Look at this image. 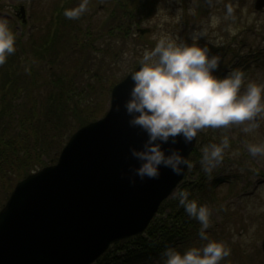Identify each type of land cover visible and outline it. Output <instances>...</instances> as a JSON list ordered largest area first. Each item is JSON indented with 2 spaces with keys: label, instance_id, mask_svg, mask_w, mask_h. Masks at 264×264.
<instances>
[{
  "label": "water",
  "instance_id": "1",
  "mask_svg": "<svg viewBox=\"0 0 264 264\" xmlns=\"http://www.w3.org/2000/svg\"><path fill=\"white\" fill-rule=\"evenodd\" d=\"M132 83L129 74L113 87L105 116L77 130L55 165L16 184L0 211V264H91L111 243L143 232L183 178L162 167L159 179L128 182L138 166L130 146L146 139L123 107ZM194 142L162 147L188 159Z\"/></svg>",
  "mask_w": 264,
  "mask_h": 264
},
{
  "label": "trees",
  "instance_id": "2",
  "mask_svg": "<svg viewBox=\"0 0 264 264\" xmlns=\"http://www.w3.org/2000/svg\"><path fill=\"white\" fill-rule=\"evenodd\" d=\"M149 1L117 0L107 21L89 31L81 27L84 15L78 21L65 18L64 10L80 2L67 0L57 22L70 30L59 29L49 38L56 17L51 13L45 21L50 29L46 40H16L20 53L16 50L0 66V207L18 180L44 165L43 156L56 157L68 135L91 119L88 103L96 104L102 90H109L117 82L110 73L113 59L107 58L121 51V47L116 50L113 41L120 39L123 47L137 22L134 11L151 8ZM55 2L56 8L58 0ZM100 2L90 0L89 8ZM36 30L34 26L33 34ZM71 30L85 32L90 39L85 45L73 43L74 51L68 53ZM99 38L106 41L104 48L96 44ZM89 65H93L92 73L87 69ZM92 111L96 112L95 106ZM181 188L191 193L194 187L182 183ZM158 214L143 235L112 244L96 264H163L161 253L165 246H174L181 252L186 249L194 237L190 233L198 234V221L189 218L172 199L162 204Z\"/></svg>",
  "mask_w": 264,
  "mask_h": 264
},
{
  "label": "clouds",
  "instance_id": "3",
  "mask_svg": "<svg viewBox=\"0 0 264 264\" xmlns=\"http://www.w3.org/2000/svg\"><path fill=\"white\" fill-rule=\"evenodd\" d=\"M205 2L211 6L213 0ZM89 3L90 0H80L77 6L65 9L63 15L77 20L89 11ZM232 14L233 9L227 7L226 15ZM200 36L191 35V43L169 35L154 36V47L143 51L129 73L133 83L123 104L128 125L146 134L141 147L130 146L131 156L138 161V166L131 167L127 175L130 184L134 185L137 178L159 179L162 167L177 176L193 167L180 150H164L162 145L170 140L175 144L180 138L188 145L206 129H227L233 125L241 126L245 134H255L264 121V83H245V73L239 69L223 77L214 75L221 58L197 43ZM15 45L16 34L8 20L0 18V66L16 52ZM119 110L117 105L116 111ZM229 147V138L224 136L220 143L201 148L199 163L209 179L222 164ZM246 147L250 156L264 157V142L247 143ZM190 196L187 189L180 187L170 193V199L177 201L189 218L198 221V237L203 243L182 252L165 246L161 253L163 264H221L230 256L231 249L224 241L211 238L207 231L212 226V209Z\"/></svg>",
  "mask_w": 264,
  "mask_h": 264
},
{
  "label": "rangeland",
  "instance_id": "4",
  "mask_svg": "<svg viewBox=\"0 0 264 264\" xmlns=\"http://www.w3.org/2000/svg\"><path fill=\"white\" fill-rule=\"evenodd\" d=\"M55 1H57V0H43L44 5L41 4L42 3L41 1H38V2L34 3L33 7L35 8L36 11L38 10V12H40L42 14V16L45 18V17H47V15H49L50 11L54 7V5L56 3ZM228 1L230 2V0H228ZM1 2L3 3V6H4L3 11H1V12H3V14L8 17L9 14H8L7 8L12 3V1L1 0ZM187 2L188 3L185 5L184 9L191 12V13H189L188 16L194 15L195 12L197 11L196 13H197V15H199L198 19H197L199 26L203 23H204V26H207L208 25L207 23H210V22L213 25H217L220 23L222 18H220L216 14H214L212 16L210 15L209 16L210 19H208L206 21L207 23H205L204 22L205 17L202 16V14H206V13L212 12V11H214L215 13H219L220 12L219 11L220 5L222 3H225L226 0H213V3L211 6H209L205 2V0H187ZM166 3L172 6V0H166L165 2L160 3L161 5L159 6L158 16L151 17L150 19L140 17L138 27H140V28L142 27V29L152 28V30L149 33H147L146 35H142V36H139V33L135 34L134 39H135L136 44L130 43V47L127 49L126 53L123 55L122 60H123L125 65H129V67H131L132 64L137 63V61L141 57L144 50L150 49L151 47H154V46H152L153 42L155 41L153 39L154 36L159 38L160 36H163V34H166V35H169V36L174 37V38H181L180 33L186 32L185 30L179 29L181 31L179 33H177L176 36H174L173 31L170 30V27H169V29L165 28V27L169 26L168 23L170 21L171 15L175 16L174 23L180 25L181 24V15H182V12L179 9H175L173 11V9H171L169 6L166 8L165 7ZM242 5H243V7L241 6L242 14L240 13V15H239V20L241 22L240 23L231 22L229 24L227 30H226V31H230V32H228V35H230V36H232L235 33L234 27L236 25H244V26L250 25L251 26L252 20H254L256 18V16L251 15V11L253 9L252 0H242ZM28 6H29V4H28ZM108 8H109V5H107L106 3H104V4L101 3L98 6L93 5V8L91 10H89L87 13H85L84 18L81 19V22H82L81 27H84L85 26L84 21H86L90 18H92V20H94V22H91L93 25L96 24L99 21V19H102V18L105 20L108 19V15H107L108 10H109ZM39 9H40V11H39ZM258 19H259V23H256L258 25V28L256 29V32H255L256 36H254V38L248 37L250 40L260 38L259 35L264 33V29H263L264 15L258 16ZM193 24L194 23H191V25H193ZM15 25H16L17 32L19 34H20V32L22 33V36H23L22 41H24L25 37L23 35V28L21 26H19L20 24L18 22H16ZM157 25H159V26L156 27ZM196 26H197V24H196ZM41 27H43V24L41 25ZM182 29H184V28H182ZM24 32H25V30H24ZM28 32H29V30L27 31V33ZM190 32L192 33V31H190ZM185 37H188V36L185 35ZM258 41H261V40L258 39ZM147 43H148V45H147ZM262 46H264V43H262ZM242 51H243V53L244 52L246 53L247 48H243ZM89 58H90V56H89ZM66 59H69V58H66ZM262 62H264V61H259L258 63H262ZM92 68H93V65L88 66L87 69H88L89 73H92V72H90ZM261 69H262V67L260 68V70ZM98 72H100V70H98ZM123 72H126V70L124 69ZM100 74H101V72H100ZM248 80H252V81H255L257 83H263L264 82V71L261 70V73L257 72L256 77H254L253 79H252V77L248 76L245 79V83H247ZM102 91H103L102 96L99 98V100L96 104H93L94 102L90 101L87 105L88 110L90 111V114L92 115L94 112V111H92L93 107L95 106V108H96L100 103H102L101 106L99 107L100 112L97 115L94 114L93 118L98 116L100 113L102 114L105 111V108L107 109L109 106V98H110L109 94L110 93L108 92L106 87ZM232 127H233V129H232ZM208 130H210L212 132L211 135L213 137H217L216 140H220V141L223 139L224 134H227L228 138H230L232 140H234L238 136H244L245 140L243 139V137H239L240 139L242 138L241 140L243 141V143H242L243 145L245 143L264 142V121H261V126L257 130V133H255V134H245L241 131V126H237V125H233L227 129H207V130H204L203 134L206 133ZM201 139L202 138L199 137L198 141L200 142ZM244 141H246V142H244ZM235 152H240V151H238V149H237ZM235 152H233V153H235ZM241 152L242 153H240V155L236 154L235 156H232L231 154H229L230 157L232 158L231 161L232 160L241 161L242 159H244V155L245 156L247 155V159H249L250 163L252 164V165L250 164L251 169L253 168L252 170H257V168L263 169L264 165L261 162V160L263 158H256V159H258V162H256V161H254L255 159L252 158L249 153H247L248 152L247 149H241ZM45 159H46L47 163L50 162L49 158L47 159V157L43 156L44 161H45ZM245 162L247 163L246 159H245ZM255 163L260 164V165L256 166ZM252 177H253V175H251L250 180L252 179ZM254 181H255V179H254ZM254 181L252 182V184L254 183ZM243 184L244 183H242L240 185L243 186ZM263 185H264V182H262L258 186V188L256 189V191L254 193H258ZM253 188H254V186L251 185L250 190H252ZM220 192L223 193V186L218 189L219 194H220ZM240 192H241V189L238 188L237 186L232 187L231 188V195H229L228 198L231 197L233 200V203H230V204L226 203L224 205V207H222L220 210L221 214L226 218V220L228 221L229 224H237V225H234L233 227H231V229L229 228L232 231L231 236H229L232 242H234L236 240H240V237H242L241 242H243V240L248 241L253 237V235H261V233L264 230L263 226H259V227L255 226V225H257V221H258L257 219H255V216L257 214L264 213V211H261V209H264V206L258 204V202H253V203L251 201L246 202L245 201L246 196L241 195ZM259 195H261L262 198L264 199V186L262 187V190L259 192ZM253 197H251V199ZM200 201L202 202V204L203 203L207 204V201H205L206 203L202 200H200ZM245 202H246V206H245ZM207 205L212 209V213H213L212 218H211L212 227L213 228L216 227L214 229V231H216V232L220 231V234H221L220 228H223L224 226L227 227L228 224L225 225L224 218L216 210L215 206L211 207L210 204H207ZM247 221H250V224ZM263 221H264V219H263ZM242 224H244V227L242 226ZM223 233H224V231H223ZM209 234H210L211 238H213V239H215V237H220L222 235L221 234L219 236H215L214 233H209ZM222 241H224V240H222ZM231 241H229V240L224 241L229 248L232 244ZM202 243L203 242H201L199 240V238H197L196 240L190 242L188 247L189 246H201ZM240 252L242 254L249 255L253 251L242 252L240 250ZM229 261H231L230 256L225 258L224 260H222L221 264H239V263H234V262H229ZM246 262H247L246 264H261V259L260 258L257 259V256L253 255L252 257H248L246 259ZM111 264H115V263H111Z\"/></svg>",
  "mask_w": 264,
  "mask_h": 264
},
{
  "label": "flooded vegetation",
  "instance_id": "5",
  "mask_svg": "<svg viewBox=\"0 0 264 264\" xmlns=\"http://www.w3.org/2000/svg\"><path fill=\"white\" fill-rule=\"evenodd\" d=\"M254 3L253 6H255ZM251 15L256 16V18L252 21L253 23H251V26L236 25L234 27L235 33L232 36L226 34V38L230 39L226 41L216 40L217 34L221 32L219 30L220 27L219 25L211 24V22L207 23L208 24L207 26H204V24L200 26L199 25L196 26L195 18L190 21L188 17H184L181 18L180 25L184 28V30H188L189 32L192 31L193 34L195 33L197 35H201L198 38L197 43L200 45L206 43L210 50V54L219 55L221 61L222 60L227 61L228 57L231 56V54L229 53L231 46H235L238 49L247 48V52L245 54H248L251 57V59L249 60V75L251 77L253 76L256 77L257 72L261 73V70L264 71V68L260 70L261 64L255 63V60L259 59L261 56H264V46H262V43H264V33L259 35L260 38H256L254 40L253 39L250 40L249 38H254V36H256L255 32L256 29L258 28V25L255 23H259L258 16L264 15V8L258 12H256L255 10L251 11ZM174 18L175 16H172L173 23H174ZM184 20L188 21V24L184 23ZM191 23L194 24L191 25ZM263 29H264V19H263ZM258 39H260L261 41H258ZM189 41L190 43L192 42L191 37ZM221 55H223V57H221ZM234 60L237 63L239 61V58L235 57ZM209 139L211 140V138ZM261 183L262 180H258V185H260Z\"/></svg>",
  "mask_w": 264,
  "mask_h": 264
}]
</instances>
